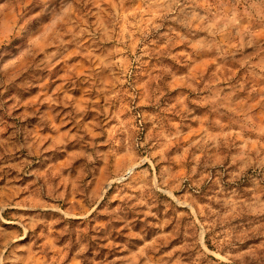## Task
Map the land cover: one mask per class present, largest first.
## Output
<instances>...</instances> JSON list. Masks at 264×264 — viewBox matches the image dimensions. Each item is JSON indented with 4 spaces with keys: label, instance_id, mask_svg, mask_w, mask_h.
Here are the masks:
<instances>
[{
    "label": "rangeland",
    "instance_id": "obj_1",
    "mask_svg": "<svg viewBox=\"0 0 264 264\" xmlns=\"http://www.w3.org/2000/svg\"><path fill=\"white\" fill-rule=\"evenodd\" d=\"M0 264H264V0H0Z\"/></svg>",
    "mask_w": 264,
    "mask_h": 264
}]
</instances>
